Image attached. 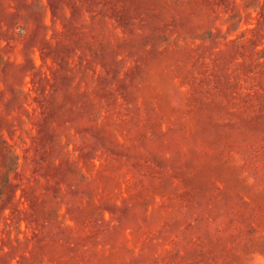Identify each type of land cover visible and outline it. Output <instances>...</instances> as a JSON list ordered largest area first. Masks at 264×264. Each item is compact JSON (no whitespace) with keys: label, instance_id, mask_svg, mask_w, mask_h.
I'll list each match as a JSON object with an SVG mask.
<instances>
[{"label":"rangeland","instance_id":"374dc122","mask_svg":"<svg viewBox=\"0 0 264 264\" xmlns=\"http://www.w3.org/2000/svg\"><path fill=\"white\" fill-rule=\"evenodd\" d=\"M0 264H264V0H0Z\"/></svg>","mask_w":264,"mask_h":264}]
</instances>
